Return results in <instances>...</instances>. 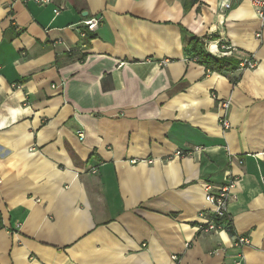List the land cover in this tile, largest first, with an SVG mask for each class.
<instances>
[{"label": "crops", "instance_id": "crops-1", "mask_svg": "<svg viewBox=\"0 0 264 264\" xmlns=\"http://www.w3.org/2000/svg\"><path fill=\"white\" fill-rule=\"evenodd\" d=\"M261 27L248 0H0V264H264ZM192 36L257 67L207 72ZM232 180L234 235L203 233Z\"/></svg>", "mask_w": 264, "mask_h": 264}, {"label": "built area", "instance_id": "built-area-1", "mask_svg": "<svg viewBox=\"0 0 264 264\" xmlns=\"http://www.w3.org/2000/svg\"><path fill=\"white\" fill-rule=\"evenodd\" d=\"M36 1L40 4L50 3V0H36ZM248 1L252 3L257 16L262 21L261 31L257 34L258 36H260L262 31L264 30V0H248ZM223 6L228 9L231 7V3H225ZM60 11L61 9L56 8L54 10L55 15L59 14ZM100 21L101 20L99 18H90L85 20L84 28L81 30L80 36L83 39L88 38L90 33H94L95 31H97ZM83 46H85V44H83ZM222 49L232 50L231 46L227 44L223 45ZM238 61H239V69L242 70L254 69L257 67L256 60L248 54L241 55ZM223 106L228 107V104L227 105L224 104ZM223 125L226 128L229 127L228 121L224 120ZM80 135L81 137H84L83 132H80ZM263 182H264V178H263ZM236 185H237V181L232 180L228 182L226 185L221 187L214 188L210 185H207L205 187L206 189L205 201L212 206V210L210 217H205L203 212L200 213L204 219L203 220L204 222L200 226V229L203 233L210 234L217 231H227L230 233L231 221L228 215V206L233 196L232 189ZM249 244H250V240L247 237H243V236L237 237V241L235 242V245L237 246H243Z\"/></svg>", "mask_w": 264, "mask_h": 264}, {"label": "trees", "instance_id": "trees-1", "mask_svg": "<svg viewBox=\"0 0 264 264\" xmlns=\"http://www.w3.org/2000/svg\"><path fill=\"white\" fill-rule=\"evenodd\" d=\"M193 4L198 3L200 0H191ZM187 48H189L192 57L195 61L205 66L208 72L228 73L236 68L239 69V61L230 60L226 58L216 57L206 50V44L203 39L192 36L187 40ZM237 78L232 80L236 84ZM230 234L234 235V230L231 224Z\"/></svg>", "mask_w": 264, "mask_h": 264}]
</instances>
